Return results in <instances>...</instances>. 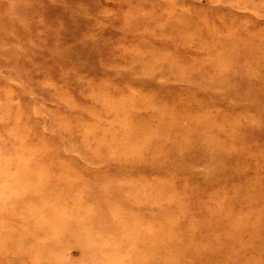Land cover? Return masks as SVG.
Returning <instances> with one entry per match:
<instances>
[{
    "label": "rangeland",
    "instance_id": "374dc122",
    "mask_svg": "<svg viewBox=\"0 0 264 264\" xmlns=\"http://www.w3.org/2000/svg\"><path fill=\"white\" fill-rule=\"evenodd\" d=\"M263 195L264 0H0V264H264Z\"/></svg>",
    "mask_w": 264,
    "mask_h": 264
},
{
    "label": "bare ground",
    "instance_id": "6f19581e",
    "mask_svg": "<svg viewBox=\"0 0 264 264\" xmlns=\"http://www.w3.org/2000/svg\"><path fill=\"white\" fill-rule=\"evenodd\" d=\"M236 160V159H235ZM239 166V165H238ZM262 169V168H261ZM262 192V191H261ZM264 196V195H263ZM74 203H75V201H74ZM1 243V242H0ZM2 246V245H1ZM7 249V248H6ZM5 250V249H4ZM12 251V250H11ZM7 253V252H6Z\"/></svg>",
    "mask_w": 264,
    "mask_h": 264
}]
</instances>
